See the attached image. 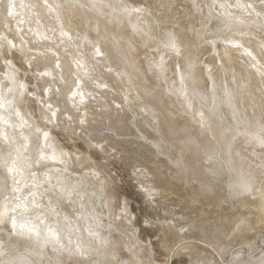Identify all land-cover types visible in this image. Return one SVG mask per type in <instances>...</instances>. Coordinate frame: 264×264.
I'll return each mask as SVG.
<instances>
[{
	"label": "clouds",
	"instance_id": "9594fccd",
	"mask_svg": "<svg viewBox=\"0 0 264 264\" xmlns=\"http://www.w3.org/2000/svg\"><path fill=\"white\" fill-rule=\"evenodd\" d=\"M0 264H264V0H0Z\"/></svg>",
	"mask_w": 264,
	"mask_h": 264
}]
</instances>
